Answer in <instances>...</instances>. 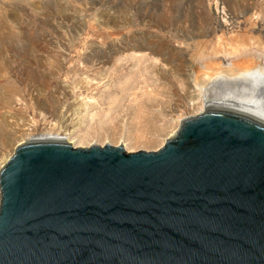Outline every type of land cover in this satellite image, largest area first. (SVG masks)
<instances>
[{"label":"water","instance_id":"obj_1","mask_svg":"<svg viewBox=\"0 0 264 264\" xmlns=\"http://www.w3.org/2000/svg\"><path fill=\"white\" fill-rule=\"evenodd\" d=\"M204 107L157 150L17 144L0 264H264V117Z\"/></svg>","mask_w":264,"mask_h":264},{"label":"rangeland","instance_id":"obj_2","mask_svg":"<svg viewBox=\"0 0 264 264\" xmlns=\"http://www.w3.org/2000/svg\"><path fill=\"white\" fill-rule=\"evenodd\" d=\"M229 61L264 67V0H0V167L46 131L157 150Z\"/></svg>","mask_w":264,"mask_h":264},{"label":"bare ground","instance_id":"obj_3","mask_svg":"<svg viewBox=\"0 0 264 264\" xmlns=\"http://www.w3.org/2000/svg\"><path fill=\"white\" fill-rule=\"evenodd\" d=\"M243 49L241 51L242 53L240 52L241 49H239V52L241 54H244L243 51L246 52ZM229 51H226L227 53L224 51V54H237L235 49V52ZM209 61L207 63H209ZM232 62L229 61L226 65H222L219 63V65L215 67L208 66L209 64H207L206 62H199V65L197 66L198 70H196L195 72L193 71V85L197 91L198 98L202 100V106L200 107V111H202V108L206 103L220 102L247 108L264 117V67L258 65V63H254V61H249V65L247 66H239L240 64L235 65ZM226 85H229V87H224ZM205 97H209V100H206ZM176 129L174 128V131L172 130V133L168 136H172L175 133ZM63 134L64 136L60 137L57 130L55 132L46 131L40 136L36 137L30 135L28 138H30L29 140H64L74 147H83L84 145H81L84 142L83 140L90 137V134L87 133H83L80 135H72L64 131ZM77 140L79 145L76 144ZM127 152L129 151L127 150Z\"/></svg>","mask_w":264,"mask_h":264}]
</instances>
